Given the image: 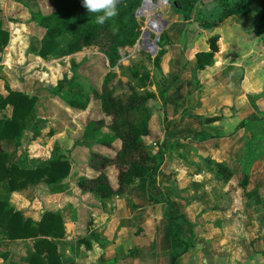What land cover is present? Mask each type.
I'll use <instances>...</instances> for the list:
<instances>
[{
    "label": "crops",
    "instance_id": "1",
    "mask_svg": "<svg viewBox=\"0 0 264 264\" xmlns=\"http://www.w3.org/2000/svg\"><path fill=\"white\" fill-rule=\"evenodd\" d=\"M162 57L164 100L157 94L153 99L150 134L144 137L150 153H163L151 183L147 176L138 178L108 198L82 191V158L90 150L114 156L121 141L99 142L110 134L101 129L77 146L63 131L51 137L70 159L69 175L16 190L10 203L35 220L45 210L61 214L65 233L55 241L66 264H264V144L253 143L260 119L251 118L261 107L255 109L252 93L240 86L238 64L222 61L195 71V57L182 64L173 47ZM196 75L205 77L201 91L191 89ZM213 115L218 118L205 121ZM209 160L223 162L231 176L223 179ZM33 244L32 238L3 239L0 264H28Z\"/></svg>",
    "mask_w": 264,
    "mask_h": 264
},
{
    "label": "trees",
    "instance_id": "2",
    "mask_svg": "<svg viewBox=\"0 0 264 264\" xmlns=\"http://www.w3.org/2000/svg\"><path fill=\"white\" fill-rule=\"evenodd\" d=\"M60 1L62 0H54V4L58 5ZM140 3L141 0H120L118 15L104 25L96 23L97 14L87 13L82 7L81 0H71L66 8L58 12L31 13L38 25L44 28L42 35L35 37L36 46L33 48L36 54L47 56L58 46V39L67 35L68 40L59 49L61 56L73 55L85 48L97 47L104 53L109 67L117 66L124 75H127L128 79L123 81L127 85L125 93H116L110 85V80L116 76V72L112 69L105 74L99 90L93 88L88 91L77 79L76 72L69 79L59 80L56 88L52 90L67 107L76 110L85 109L89 105V99L94 101V98H97L99 113L88 118L84 127L85 134L94 139L98 131L106 129L110 134H102L97 139L99 142L111 145L114 138H119L121 141L114 156L90 150L87 156L82 158L84 160L80 161L79 167L83 174L77 180L78 187L101 198L124 193L126 188L144 176L149 177L151 183L163 159L161 151L150 153L144 141V137L150 134L152 116V108L148 105V101L156 98V93L146 88L150 83V73L148 70L141 72L131 65L128 67L129 73L125 74L126 68L119 63L120 48L134 45L140 35L141 23L135 12ZM223 3L225 9L217 20H204L201 22L203 27L212 29L226 17L246 14L255 6L257 12L253 31L256 35L264 37V0H238L237 4H230L226 0ZM188 10L189 7L186 17L190 14ZM219 37L217 33L211 34L207 38L208 48L195 52V71L205 69L214 63L215 53L219 50ZM8 38L9 32L3 26L0 15V55ZM165 52L166 50L161 48L153 58L157 68L161 67L160 62ZM70 60L74 66L76 62L72 58ZM158 86L159 96L164 100V84L158 83ZM7 89V94L0 92V111L8 104L12 105L11 114L0 117L1 237L34 239V249L25 257L28 264H66L55 241L65 233L61 214L45 210L40 219L35 220L25 216L20 209L12 205L10 197L16 190L61 181L70 173V159L63 153L53 151L49 158L29 166L23 164L20 157H14L25 130L31 129L33 137L38 134L36 125L29 128L35 111L36 96ZM217 118V115L206 116L205 121L211 122ZM208 163L214 165L216 173L223 179L226 180L231 176L230 168L223 162L209 160ZM59 188V185L52 187L53 190ZM172 222L176 225L173 220ZM91 236L98 238L94 232ZM79 241L86 242L87 246L90 245L86 237H81ZM180 253L173 254L172 259L174 260Z\"/></svg>",
    "mask_w": 264,
    "mask_h": 264
},
{
    "label": "rangeland",
    "instance_id": "3",
    "mask_svg": "<svg viewBox=\"0 0 264 264\" xmlns=\"http://www.w3.org/2000/svg\"><path fill=\"white\" fill-rule=\"evenodd\" d=\"M153 1L156 3L150 2L155 4L153 5L154 9L137 16L141 23L140 37L134 45L127 46L124 48L125 50H122L125 57L121 58L119 63L126 68L125 74L129 73L128 67L131 65L141 72L148 70L150 83L146 88L159 95L158 83L164 82L163 80L167 79V76L161 71V67L157 68L153 63V58L158 51L161 48L167 50L173 47L174 51L180 52L181 63L187 64L196 51L207 48V38L211 34H219V50L215 53L213 64L226 61L229 67L235 64L237 68V64L239 65L237 77L240 80V86L252 93L255 109L258 107L257 103L261 107L260 110H255L256 112L251 116L253 121L260 119L259 122H255L257 124L254 128L253 143L263 145L264 54L261 53L264 51V37L256 35L253 31L256 7L253 6L246 14L228 16L218 26L206 29L201 22L217 20L219 14L225 9L223 2L226 0H191L192 3L187 0ZM228 1L230 4L238 2V0ZM70 2L71 0H62L58 5H55L54 0H0L3 26L9 32L8 41L0 55V92L7 94V88H11L36 96L35 111L29 128L36 125L38 134L33 137L32 130L27 129L16 150V155L21 157L25 165H33L41 158L51 155L53 151L59 152V146L56 145L57 140H52L51 137V134L56 132L64 131L63 135L73 139L77 146L83 144L84 141L91 140L90 136L84 132L85 122L89 117L98 115L99 101L97 98H94V101L89 99L86 114H78L69 110L66 108V104L52 91L56 88L59 80L69 79L76 72L77 79L88 91L93 88L99 90L105 74L112 69L116 72V76L110 80V85L116 93H125L127 90V85L123 83L128 79L127 75H124L121 68L119 69L117 66L109 67L104 53L97 47L85 48L73 55L61 56L59 49L68 40V36L63 35L58 39V46L55 50L47 56L35 53L33 48L36 46L35 37H40L44 28L38 25L31 13L33 11L43 14L58 12L66 8ZM188 7L190 14L186 17ZM155 16L160 17L158 25L161 29L159 32L150 29L149 26L150 19H154ZM144 30L151 33L146 42L148 44L156 42L154 53L144 49L142 37ZM8 44L9 49L7 48ZM71 58L76 62L74 66H72ZM178 75L174 77L176 78ZM193 80L191 89L201 91L202 86L205 85V77L202 75L199 78L196 75ZM11 84L14 86L11 87ZM164 91H166L165 86ZM152 101L153 99L148 101L151 108ZM231 108L233 109V107ZM11 111L12 105L9 104L0 112V115H6ZM117 141L118 139H116ZM47 144H49L48 147ZM3 239L8 238H3L0 234V241Z\"/></svg>",
    "mask_w": 264,
    "mask_h": 264
},
{
    "label": "clouds",
    "instance_id": "4",
    "mask_svg": "<svg viewBox=\"0 0 264 264\" xmlns=\"http://www.w3.org/2000/svg\"><path fill=\"white\" fill-rule=\"evenodd\" d=\"M81 3L87 13L97 14L98 25H104L118 15L120 0H81Z\"/></svg>",
    "mask_w": 264,
    "mask_h": 264
},
{
    "label": "bare ground",
    "instance_id": "5",
    "mask_svg": "<svg viewBox=\"0 0 264 264\" xmlns=\"http://www.w3.org/2000/svg\"><path fill=\"white\" fill-rule=\"evenodd\" d=\"M151 0H146L145 1V5H144V12L146 11H150V9H154L155 7L153 6V5H155L154 3H152V2H150ZM153 12V11H152ZM151 13V12H150ZM152 14V13H151ZM156 17V18H155ZM154 17V19H150V29H153V30H156L157 32H159L160 31V29H161V27H159V25L158 24H160V23H158V21H159V16H155ZM150 31H146V32H144L143 34H142V37H143V43H144V49H147V50H149V51H153L154 52V50H155V48H156V42L155 41H153L154 43H151V44H148L147 42H146V40L148 39V36L150 37ZM147 36V37H146ZM145 38V39H144Z\"/></svg>",
    "mask_w": 264,
    "mask_h": 264
},
{
    "label": "built area",
    "instance_id": "6",
    "mask_svg": "<svg viewBox=\"0 0 264 264\" xmlns=\"http://www.w3.org/2000/svg\"><path fill=\"white\" fill-rule=\"evenodd\" d=\"M145 1L146 0H141V3L138 5V7L136 8V11L135 12H137V14L138 15H140V14H144L145 12H144V5H145ZM152 2H154V3H156L155 1H153V0H151ZM137 15V16H138ZM143 32H145V30L143 31ZM140 34H141V32H140ZM143 34V33H142ZM139 37H140V35H139ZM138 37V38H139ZM137 41V40H136ZM125 47H127V46H125ZM125 47H122V48H120V54H121V57H120V59L121 58H124L125 56H124V51L122 52V50H125L124 48ZM151 53H153L152 51H150ZM120 59H119V61H120Z\"/></svg>",
    "mask_w": 264,
    "mask_h": 264
},
{
    "label": "water",
    "instance_id": "7",
    "mask_svg": "<svg viewBox=\"0 0 264 264\" xmlns=\"http://www.w3.org/2000/svg\"><path fill=\"white\" fill-rule=\"evenodd\" d=\"M136 15H138L137 12H136ZM155 49H156V48H155ZM154 51H155V50H154ZM152 52H153V51H152ZM153 53H154V52H153Z\"/></svg>",
    "mask_w": 264,
    "mask_h": 264
}]
</instances>
